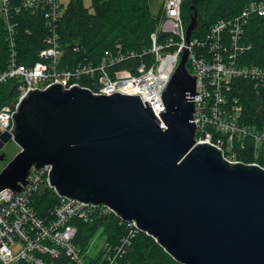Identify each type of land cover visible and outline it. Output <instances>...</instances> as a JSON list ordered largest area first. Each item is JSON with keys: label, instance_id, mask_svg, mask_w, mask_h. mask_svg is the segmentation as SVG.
I'll return each mask as SVG.
<instances>
[{"label": "water", "instance_id": "1", "mask_svg": "<svg viewBox=\"0 0 264 264\" xmlns=\"http://www.w3.org/2000/svg\"><path fill=\"white\" fill-rule=\"evenodd\" d=\"M196 28L195 13L187 41ZM187 56L185 46L160 94V121L137 96L57 84L29 92L12 136L0 135V151L9 141L19 148L0 171V191L19 193L32 168L51 166L58 196L112 208L179 264H264V171L194 145L198 93Z\"/></svg>", "mask_w": 264, "mask_h": 264}, {"label": "built area", "instance_id": "2", "mask_svg": "<svg viewBox=\"0 0 264 264\" xmlns=\"http://www.w3.org/2000/svg\"><path fill=\"white\" fill-rule=\"evenodd\" d=\"M68 1L23 0V10L40 11L47 32L44 47L31 66L17 61L14 25L7 23L10 55L5 70L0 72V87L16 81L17 96L0 109V135L12 136L13 116L29 92L44 91L56 84L65 91L78 87L94 95L137 96L160 121L158 114L165 112L160 94L186 46L189 70L186 64L185 67L189 75L196 76L198 93L193 98L191 120L196 127L194 145L206 144L219 150L231 165L252 164L264 171V132L243 123L242 106L231 96L233 79L248 80L256 88L264 86V65L246 66L239 61L250 49L243 41L244 28L252 16L264 17V0L249 2L235 17L218 20L204 37L192 38L191 34L188 41L181 16L182 0H166L159 27V33L165 36L162 41L155 32L149 37V48L142 52L116 44L95 61H67L64 57L57 31L62 5ZM4 3L2 0L0 13L7 20ZM72 53H79V48H73ZM248 147L254 161L251 163L244 160ZM50 170L51 166L32 168L19 193L0 191V264H120L136 237L147 234L134 221H124L106 205L58 196L49 184ZM44 193L53 201L38 204L37 196ZM80 225H97L95 232L105 237L97 256H88L91 237L79 243ZM109 225H113L114 232L107 236L103 231Z\"/></svg>", "mask_w": 264, "mask_h": 264}, {"label": "trees", "instance_id": "3", "mask_svg": "<svg viewBox=\"0 0 264 264\" xmlns=\"http://www.w3.org/2000/svg\"><path fill=\"white\" fill-rule=\"evenodd\" d=\"M4 1L8 19L0 13V72L5 70L10 55L7 23L14 25V51L19 64H34L38 52L44 47L43 41L47 34L39 10L34 13L23 10V0ZM251 1L253 0H182L181 16L187 26L190 15L197 12V28L192 33V38H202L218 20L235 17ZM146 3L147 0H91L93 13L84 7L83 0H69L63 4L57 33L59 43L65 51V59L82 61L86 58L95 61L103 51L116 44H120L125 50L142 52L149 48V37L155 32L159 35V41H162L165 36L159 33L161 17L150 13ZM132 8L136 10V18H132ZM243 41L250 45V49L240 56V64L264 65V17L255 15L249 19L244 28ZM75 47L79 48V53H72ZM231 87V96L237 98L242 106L243 123L264 132V86L256 88L248 80L233 79ZM16 96V81L11 80L1 85L0 109L15 100ZM250 150L248 147L244 156L245 163L254 162ZM37 201L38 204L48 203L53 198L44 193L37 196ZM79 228L78 241L82 244L93 235L97 225H80ZM106 228L103 234L112 235L113 225H109L107 230ZM120 264L179 263L153 238L140 233Z\"/></svg>", "mask_w": 264, "mask_h": 264}, {"label": "rangeland", "instance_id": "4", "mask_svg": "<svg viewBox=\"0 0 264 264\" xmlns=\"http://www.w3.org/2000/svg\"><path fill=\"white\" fill-rule=\"evenodd\" d=\"M166 0H147L146 3V7H148V10L150 13H152L153 15H156L157 17H161L160 21L163 18V7L165 5ZM83 5L84 7L89 9L90 13H93V9L91 8V0H83ZM130 12L132 13V18H136V10L134 8H132L130 10ZM197 12L195 11L194 13H192L190 15V17L192 15H194ZM198 20V17H197ZM187 69L189 70V65L186 64ZM19 151L18 146L13 142V141H9L8 143H6L2 149V153H3V161H0V171L5 167V165L7 164L8 161H10ZM105 242V237L103 235H101V233L99 232H95L91 238L89 239L88 242V256L90 257H95L98 255L99 251L103 248V244Z\"/></svg>", "mask_w": 264, "mask_h": 264}, {"label": "flooded vegetation", "instance_id": "5", "mask_svg": "<svg viewBox=\"0 0 264 264\" xmlns=\"http://www.w3.org/2000/svg\"><path fill=\"white\" fill-rule=\"evenodd\" d=\"M0 155H3L2 150L0 151Z\"/></svg>", "mask_w": 264, "mask_h": 264}]
</instances>
